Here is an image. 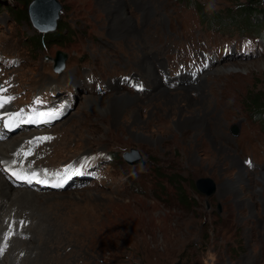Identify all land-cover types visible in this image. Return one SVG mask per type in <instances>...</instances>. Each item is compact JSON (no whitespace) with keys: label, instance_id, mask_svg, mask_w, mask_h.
I'll list each match as a JSON object with an SVG mask.
<instances>
[{"label":"rangeland","instance_id":"rangeland-1","mask_svg":"<svg viewBox=\"0 0 264 264\" xmlns=\"http://www.w3.org/2000/svg\"><path fill=\"white\" fill-rule=\"evenodd\" d=\"M16 1L0 0V97L11 98L8 112L45 124L0 140L22 142L21 150L12 144L15 149L0 165L27 176L35 172L51 186H19L6 175L14 189L56 199L29 198L9 209L14 196L7 195L0 214V263H10L9 253L3 254L14 230L27 226L32 214L41 215L33 228L55 229L51 264H264V46L201 26L195 9L200 5L211 15L231 8L229 2L56 0L57 23L71 34L39 47L29 41L37 31L28 15L20 23L8 11L7 6L22 10ZM58 51L67 55L60 74L52 61ZM8 75L14 83L6 81ZM187 88L191 99L185 103L159 97L160 90L173 97ZM46 93L65 110L56 114ZM115 94L138 101L114 124L106 101L101 110L86 106L87 98L108 101ZM207 94L194 105L195 97ZM205 103L201 129L174 127V120L194 107L203 110ZM30 139L38 147L25 156ZM130 149L143 163L124 161ZM94 162L104 166L93 168ZM67 170L78 178L64 190L53 186ZM241 176L250 179L241 183ZM200 178L214 182L212 194L197 190ZM27 203L19 219L16 210ZM27 231L33 242L37 231ZM36 245L38 252L13 255L34 259L42 243Z\"/></svg>","mask_w":264,"mask_h":264},{"label":"bare ground","instance_id":"bare-ground-1","mask_svg":"<svg viewBox=\"0 0 264 264\" xmlns=\"http://www.w3.org/2000/svg\"><path fill=\"white\" fill-rule=\"evenodd\" d=\"M123 4V3H122ZM121 6V5H120ZM117 10V9H116ZM121 10V9H120ZM114 11V10H113ZM121 12V11H120ZM132 16V15H131ZM125 21V20H124ZM14 67L11 68V70H13ZM223 70H225L224 68H222ZM235 69V67H234ZM12 75H8L7 77H5L6 81L8 82H11V83H14L15 79L13 77H11ZM150 79V78H149ZM155 84V83H153ZM158 89V87H156ZM54 90V89H53ZM189 89H184L182 90V93H179L173 97H171L167 92H164V90H160L159 92V97L162 96V98H164L165 100H168V101H171V102H174V101H177L181 104L182 103H185L187 102L189 99H191V97L189 96ZM164 92V93H163ZM61 93V91H60ZM210 94V93H209ZM180 95V98L178 100V96ZM207 95L200 97V98H194V105H198L197 103L199 102H202L205 101L207 99ZM155 97V96H154ZM157 97V96H156ZM202 98V99H201ZM100 100L98 102H96L95 99H91V98H87V101H86V106L92 108L93 110L96 109V110H101L103 106L100 105V103L102 101H106V103L108 104L109 107H107L106 110H109L110 112V115L112 116V124H114L116 121H118V119L120 118L121 114H123L122 112L123 111H126V110H129L131 106H134L136 104V102L138 101L135 97H131L129 96L128 94L126 95H114L110 100H106L105 98H99ZM152 99V98H151ZM191 102V101H190ZM105 103V104H106ZM162 103V102H161ZM209 103V102H207ZM205 103V106H204V109L201 110V109H198V107H194L193 108V111L190 115H184L181 116V119L178 117L174 123V127L178 130V131H184V130H188V129H196V128H200L201 129V125H202V121L206 120L205 119V116H207L208 114H205L204 113L206 112V110L208 109L207 107H209V105ZM104 105V104H103ZM175 105V104H174ZM192 105V104H191ZM105 106V105H104ZM189 107V106H188ZM226 107V106H225ZM224 105H222L220 108H221V111H223L225 109ZM173 109V108H172ZM90 110V109H89ZM134 112V111H133ZM176 114L177 115H180L181 112L180 110H175ZM108 113V112H107ZM105 113V114H107ZM126 113H129V112H126ZM183 113V112H182ZM209 113V112H208ZM134 114V113H133ZM175 114V113H173ZM175 114V116H176ZM123 116V115H122ZM174 116V117H175ZM218 116L219 113H217L216 115H214V119H213V122H215V126L214 128L218 125H219V121H218ZM64 118V117H63ZM125 118V117H124ZM62 119V118H61ZM60 119V120H61ZM59 120V121H60ZM23 121V120H22ZM129 122V121H128ZM208 122V120H207ZM58 123V122H57ZM204 123V122H203ZM205 125V124H204ZM205 128V126H204ZM210 128V127H209ZM211 130V129H210ZM209 130V131H210ZM213 130V129H212ZM12 134H17L16 132H13ZM212 134V133H211ZM228 134V133H227ZM15 135H12V136H15ZM22 135V134H21ZM10 136V137H12ZM220 137H222L223 139H225V137L221 134ZM14 139H8L6 141H0V156L4 154L5 157H0V159H6V158H9L6 157L7 154L9 152H12L16 146H18V150H21L22 149V146L19 145L21 144L22 142L20 141V138H16V137H13ZM17 143L15 147H12V144L13 143ZM10 149V150H8ZM223 150H225L224 152L227 151V148H224L222 147ZM222 150V152H223ZM10 155V154H9ZM227 157V156H226ZM232 158V157H231ZM233 159V158H232ZM230 162L232 165H235V163H237L235 161V159L231 160L230 159ZM237 165V164H236ZM6 167V165L2 164L0 165V169L2 168V170H4V168ZM243 169V168H242ZM244 170V169H243ZM6 176V174L4 173H1L0 174V214L1 212L4 211V208L6 207V205L8 204V198L7 195H12L13 194V198H12V203L10 204L9 206V209H11L12 207L15 208L14 206H16V204L18 203H25L27 202V199H35V200H42L44 199L43 201L46 202L49 201H53L52 199H56L55 197H49L48 195H42L43 193H41V195H38V193L36 192H33V191H27V190H17V189H14L9 183L8 181L4 178ZM242 178H240L238 181H242L241 183H245L247 182L249 179L246 178V176H241ZM240 185V184H239ZM66 188V187H65ZM65 188H63L62 190H64ZM21 189V188H20ZM246 197V196H245ZM7 200L6 203H4V201ZM2 202V203H1ZM48 202V203H49ZM46 203V204H48ZM29 205V203H27L24 207H22V209L20 210H16V211H19L18 212V215H19V219H23V214L24 211H26V206ZM33 205L34 207L38 206V204H31ZM40 205V204H39ZM42 205V204H41ZM45 205V204H43ZM18 207V206H17ZM41 216V215H40ZM40 216H37V215H34L32 216V214H29V216L27 218H29V224L27 226H23L21 229H17V230H14L15 231V235L10 239L9 241V246L11 245V247H9V249H7L3 255L9 253V256L8 258H11L9 259L10 260V263H7V264H21L22 262L24 264H51L50 263V253H51V243L54 241L53 239H49L50 237L53 236V233H56L55 232V229L54 227L51 225V224H47L46 227H43L44 229H42L41 231L38 229L40 226L39 224L36 225L34 228L32 227L33 226V220H36L34 218H39L40 220ZM44 219L43 221L44 222H47L48 221V218H46V214L44 215ZM26 219V218H24ZM27 220V219H26ZM25 220V221H26ZM50 220V219H49ZM52 220V219H51ZM8 221V220H7ZM2 222V221H1ZM41 224V223H40ZM54 224V223H53ZM3 225V224H2ZM42 225V224H41ZM51 225V227H50ZM4 226V225H3ZM39 226V227H37ZM55 226V225H54ZM33 228V229H32ZM35 230L37 231V234H35V240H33V242H31V238H29V241H27L28 239V232L27 230ZM39 231H38V230ZM3 230H6V227L4 226V229ZM17 232V233H16ZM31 233V232H30ZM19 236H23L24 239L22 238H19ZM30 236V235H29ZM37 237V239H36ZM55 237V236H54ZM19 238V239H18ZM49 239V240H48ZM38 240V241H37ZM52 241V242H51ZM26 242H29V245H28V248H26ZM40 242L42 243L41 247H39V253H37V255L34 257H32V259H26V258H22V256H20L21 258L18 260L16 257H14L13 253H15L16 251L17 252H21L23 251L24 254H26L28 251L31 254H33L38 248H37V245L36 243ZM2 243V240H0V244ZM34 244V245H33ZM24 246V248H23ZM26 251H25V250ZM47 249V250H46ZM46 251V254L44 255L43 252ZM38 252V250H37ZM21 254V253H20ZM23 254V255H24ZM22 255V254H21ZM28 256V255H26ZM30 257V256H29ZM8 261V260H7ZM22 261V262H21ZM22 263V264H23ZM1 264V263H0ZM3 264H6V263H3Z\"/></svg>","mask_w":264,"mask_h":264},{"label":"trees","instance_id":"trees-1","mask_svg":"<svg viewBox=\"0 0 264 264\" xmlns=\"http://www.w3.org/2000/svg\"><path fill=\"white\" fill-rule=\"evenodd\" d=\"M226 1L229 2L231 8L211 15L202 6L196 5L195 9L200 25L206 26L210 30L230 31L231 34L235 33L241 39H257L259 45L264 46V0ZM30 2L31 0H17L16 5L22 6V10L19 12L14 6H7L15 22L22 23L26 20L27 7ZM70 34L65 26L57 23L56 29L52 33L37 32L36 35L31 36L29 41L39 47L47 46L51 42H63Z\"/></svg>","mask_w":264,"mask_h":264},{"label":"water","instance_id":"water-1","mask_svg":"<svg viewBox=\"0 0 264 264\" xmlns=\"http://www.w3.org/2000/svg\"><path fill=\"white\" fill-rule=\"evenodd\" d=\"M61 13V6L56 0H31L27 7V15L34 29L39 33H51L56 29L57 20ZM67 55L58 51L53 61V71L60 74L64 67ZM232 136L238 135V128L233 126L230 129ZM123 159L128 164L143 163L138 151L130 149L123 154ZM198 191L210 195L215 191L214 182L209 178H200L195 182Z\"/></svg>","mask_w":264,"mask_h":264},{"label":"snow or ice","instance_id":"snow-or-ice-1","mask_svg":"<svg viewBox=\"0 0 264 264\" xmlns=\"http://www.w3.org/2000/svg\"><path fill=\"white\" fill-rule=\"evenodd\" d=\"M11 98H3L0 97V107H3L5 103L9 102ZM19 114H16L15 116H9V120H14L16 117H18ZM5 127L9 128L11 130V124L10 123H5ZM41 139H47V138H41ZM30 153H25V156H27ZM7 172L8 170L5 169ZM11 175L15 176L17 179L22 180L23 182H26L28 184H31L33 181L36 183H41L39 179H37V174L35 172L31 173L30 176H21L19 173L12 172ZM53 186H58V185H53Z\"/></svg>","mask_w":264,"mask_h":264}]
</instances>
